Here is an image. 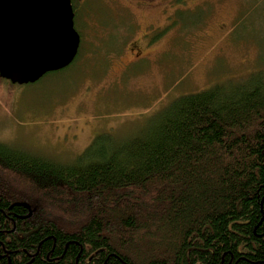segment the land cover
Masks as SVG:
<instances>
[{
	"label": "trees",
	"instance_id": "1",
	"mask_svg": "<svg viewBox=\"0 0 264 264\" xmlns=\"http://www.w3.org/2000/svg\"><path fill=\"white\" fill-rule=\"evenodd\" d=\"M262 73L73 162L0 141V264H264Z\"/></svg>",
	"mask_w": 264,
	"mask_h": 264
},
{
	"label": "rangeland",
	"instance_id": "2",
	"mask_svg": "<svg viewBox=\"0 0 264 264\" xmlns=\"http://www.w3.org/2000/svg\"><path fill=\"white\" fill-rule=\"evenodd\" d=\"M73 2L76 66L0 79L1 142L73 162L101 133L134 136L177 96L264 74V0Z\"/></svg>",
	"mask_w": 264,
	"mask_h": 264
},
{
	"label": "water",
	"instance_id": "3",
	"mask_svg": "<svg viewBox=\"0 0 264 264\" xmlns=\"http://www.w3.org/2000/svg\"><path fill=\"white\" fill-rule=\"evenodd\" d=\"M72 0H0V77L37 82L65 69L80 50Z\"/></svg>",
	"mask_w": 264,
	"mask_h": 264
},
{
	"label": "flooded vegetation",
	"instance_id": "4",
	"mask_svg": "<svg viewBox=\"0 0 264 264\" xmlns=\"http://www.w3.org/2000/svg\"><path fill=\"white\" fill-rule=\"evenodd\" d=\"M72 2H73V0H72ZM73 4H74V2H73ZM77 7V6H76ZM74 13H75V21H76V19H78V14L75 12V8H74ZM77 28V27H76ZM78 30V29H77ZM78 32H79V30H78ZM81 32H79V34H80ZM81 35V43H80V50H81V48H82V44H83V35L82 34H80ZM131 49H133V47L131 48ZM79 50V51H80ZM144 57V56H143ZM140 58V57H139ZM137 59H135V61H136Z\"/></svg>",
	"mask_w": 264,
	"mask_h": 264
}]
</instances>
